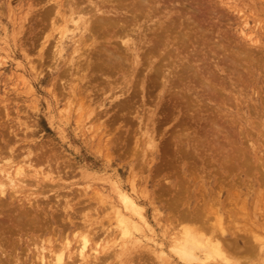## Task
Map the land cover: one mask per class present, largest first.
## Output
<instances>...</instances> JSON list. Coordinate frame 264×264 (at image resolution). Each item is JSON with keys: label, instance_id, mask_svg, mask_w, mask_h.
I'll list each match as a JSON object with an SVG mask.
<instances>
[{"label": "rangeland", "instance_id": "1", "mask_svg": "<svg viewBox=\"0 0 264 264\" xmlns=\"http://www.w3.org/2000/svg\"><path fill=\"white\" fill-rule=\"evenodd\" d=\"M54 1L59 0H0V146L4 147L0 148L4 149L5 153H7L5 149L8 150L9 147L14 151L16 149L18 158L16 163L14 162L15 165L20 159L23 160L20 161L23 164L30 160L32 162L25 164L31 163L33 169L39 167L41 172L49 170L45 166L47 163L38 162L40 156L43 157L44 154L47 156L46 152H52L54 149L52 153H48L51 165L55 164L52 166L55 172L51 171L54 182L45 184V181H40L39 185L42 183L40 189H34V181L28 178L26 181L32 183H29L30 185L28 182L25 183L31 188L27 185L22 193L31 200L36 197L37 202L33 201L44 208L42 211L30 210L27 204L29 215L36 216L37 228L39 224L41 226L36 233L42 234L41 239L47 237L51 239L43 244L47 259L53 257L55 252L61 251L60 249L64 251L65 246L77 250L87 241L85 243L88 248H97L101 251L99 255L104 260L101 264H182L180 258L170 250L175 242L191 234L184 232L181 221L176 220V216L181 215V210L206 205L208 222L216 233L220 232L223 225L226 233H234L241 238V244L248 240L254 246L253 251L247 249L240 255L233 254L232 264H237L240 257L249 258L241 264H264V182L258 183L261 180L258 175L264 172L262 170L264 166L262 168L259 166L258 172H255L254 169L247 171L245 164L257 158H262L258 160L260 163L264 162V0H182L195 8V20L203 27L202 37H168L167 48L163 49V54L164 56L172 54L174 58L171 59L172 67L169 65L167 69L165 68L166 72L174 74L176 71V75L174 74L176 77L183 72L181 56L184 54L196 56L198 61L195 63L205 68L204 75L202 73L193 79L191 72L187 73L186 80L191 82L188 87L190 85L199 92L201 88L198 86L201 81L207 79V83L216 85L222 102L216 99L217 96L210 99H206L205 96L200 102L199 99H195V95L191 97L192 94L190 96L179 93L175 91L176 89H171L173 93L170 90L165 91L161 94L162 100L158 101L157 94L160 89L158 81L152 87L151 93L148 81L145 83L144 91L140 87L141 74L147 71L144 69L147 64L144 63L143 57L144 64L139 67L140 73L134 74L137 78H134L130 85L132 87L130 92L136 94L135 97L129 98L127 94L121 96L120 88L112 91L109 87L103 92L101 89L103 85L99 87L97 82L100 79L91 82L88 78V84L94 87L91 89L92 86H89L90 93L96 100L92 103L91 109L99 106L95 108L101 112L100 115L91 114V120L86 114H83V117L78 115V111H75L78 104L75 101L70 102L69 87L76 86L75 83L79 84L78 76L74 78L73 73L67 78L68 74L64 73L71 59L74 43L76 39L82 37L74 30L73 21L68 14L65 15L66 20H62L60 15L52 12ZM180 1L178 0L177 7L181 5ZM49 8L50 12L44 14ZM62 30H66V33L62 40L63 52L59 56V50L55 47ZM183 43L186 46L181 52L182 47L181 49L179 47L181 44L183 46ZM177 48L182 54H178ZM141 51H144V46H141L140 53ZM141 57L142 55L139 56ZM191 58L192 61L193 57ZM175 77L174 79L172 76L168 77L167 84L178 83ZM120 78L121 76L118 77L119 82ZM171 79L176 82H172ZM84 82L86 79L79 85L83 86ZM183 95L190 96L191 99L184 98ZM94 97L100 98L97 100ZM67 100L69 105H72L69 106ZM195 100L198 101L193 103L195 106H189V101ZM119 101L126 104L132 101L130 105L128 104L129 112L120 110ZM86 102L85 106L90 103L89 100ZM63 108H66L68 115ZM149 114L152 119L150 117L148 119ZM212 120L225 129L214 133L220 145L226 150L229 148L230 152H243L241 160L243 165L240 164L239 170L231 167L226 174H222L219 169L220 162H214L211 157H207L208 163L202 164L204 172L203 168H199L201 162L197 159L199 154H204L203 151L198 150L197 156L193 152L197 144L195 138L188 140L191 146L185 144V148L190 152L188 154L193 157H181L179 149L181 143H174L172 140L174 135L181 132L186 124L191 135L195 128L199 129L200 135L205 134ZM96 125L100 126L97 131ZM10 131L14 134L15 140L13 134H8ZM15 134H18L20 139L16 140L18 136ZM4 136L10 139L8 144L3 141ZM151 136L154 137V141L151 140L152 143H149ZM138 145L140 149H137ZM203 145L206 146V143ZM200 146L201 144L199 148ZM135 147L137 152L134 151ZM28 150L32 151L30 159L25 158ZM5 153L1 160L7 156ZM23 153L25 154L22 155ZM135 153L137 155L134 157ZM35 155L39 158L37 159ZM139 155L144 160L137 157ZM238 160L237 158L235 163ZM36 162L38 166L35 167ZM194 164H198V167ZM26 169L27 173L32 174L28 172L31 167ZM249 171L253 172L250 173L254 176L250 175ZM130 177H135V180ZM108 181H111V185ZM114 182L137 198L138 203L144 208L151 228L139 222L140 230L129 228L126 232L127 226L116 220V209L123 207L115 195L116 192L113 191ZM181 182L185 186L188 183V190L190 189L187 198L183 199V203L187 205H182L180 200L176 202L177 204L173 203L174 207L172 201L176 196L171 185L177 184L181 189ZM232 184L237 185L239 196L236 195L237 190L229 188ZM36 190L40 192L36 193ZM29 191L31 193H28ZM48 195L49 199L43 198ZM100 196L103 198H99ZM63 201L65 204L70 203L69 210ZM106 204H110L109 207L113 204L112 208ZM65 210L67 213L70 212L71 219H66ZM177 212L180 213L177 215ZM219 215L222 217L217 221L216 217ZM132 218L138 220L136 216ZM175 238L178 241H175ZM232 238L233 236L229 234L228 239ZM22 239L23 244L13 253V255L18 253L19 264L31 262L39 264L35 255L28 252V247L34 249L29 237L23 235ZM25 239L29 244L24 242ZM41 239L35 243L39 249L43 246ZM49 248L53 250L52 255ZM161 250L165 255L160 254L163 253ZM211 263L215 264L210 261L209 264Z\"/></svg>", "mask_w": 264, "mask_h": 264}, {"label": "bare ground", "instance_id": "2", "mask_svg": "<svg viewBox=\"0 0 264 264\" xmlns=\"http://www.w3.org/2000/svg\"><path fill=\"white\" fill-rule=\"evenodd\" d=\"M180 2H181V5L179 7H177L178 0H66V1L59 0V1H54V5L52 6L53 7L52 12L55 13L56 15H60L62 17V20H66L67 17L65 15L68 14L70 16L71 20L73 21L74 30L78 31V33H80V35L82 37V38L76 39V41L74 43V47L72 49L73 51L71 53L72 54L71 59L68 61L67 68L64 70V73L68 74L67 78L69 75H72L74 73V75H72V76L74 78L78 76L77 80H78L79 84L81 82H83V80H85V79L87 82V83L84 82L83 86H81L77 83H75L76 86L73 84H72L73 86H70V87L68 86L70 88V92L68 94L72 96V97L71 96L69 97L70 102L75 101L76 104H78V106H79V107L77 106L78 108L75 107V111H78L77 112L78 115L83 117L82 116L83 114H86L88 116H90L91 114H92L91 116H93V113L95 115L101 114V112H99L97 110V108H95V107L99 108V106H94L91 109L92 103H95V101H96L95 99H93V96L91 95L92 93H90V89H89V86H92V84H90V83H89L90 85L88 84V82L89 81L92 82V80L96 81L97 79H100L97 82H99V85H98L99 87H100V85H103V87L101 88V89H103V92L105 89H107V88L109 89V87H111L112 91H113V89L115 90L116 88H120V93H121V96H123V97L126 94L129 98L137 96L136 94H132V92H130V89L132 88L130 85L132 84L133 79L137 78L136 76L134 77V74L139 75V73H140L139 67L144 63L147 64V66H145V68H144V69H147V71H146V73L142 72V74H141L142 78L140 79V81H142V82L140 83V87L143 88L142 90L144 91V89L146 87L145 83L148 81L147 83H149V86H150L149 92L151 93L153 91L152 87H154L155 82L158 81L159 87H160L159 92L157 94L158 95L157 96L158 101L162 100V98H161L162 93H164L165 91H168V90H170V92H172L171 89H173V90L176 89L175 91H177L179 93L182 92L183 94H190V96L192 94L193 96H191V97H194V95H195V99L196 98H197V100L199 99L198 101H200V100L203 101V99H204L203 97H205V96H206V99H210L212 97L216 98V96H217L218 98H216V99H219V101L222 102L221 98L218 96V93L216 91V85L213 83L212 84L207 83L206 82L207 79H206V81H203V82L201 81V84L198 86V88L199 87L201 88L199 90V92L197 89H194V87L192 89L190 87V85L188 87V84L191 82L189 80H186V77H187L186 74L187 73L191 72L190 75L192 76L193 79L198 78V76L202 75V73L204 75L203 70H205V68L199 67L198 63H195L198 61V60H196L197 59L196 56H194V55L191 56V57H193L192 61L190 60L192 58L188 54H184L181 56L180 62H181V66H182L181 70H183V72H181L180 74L177 73L178 74L176 76L177 78L175 77L176 71L175 72L173 71L175 75L172 74L171 72L169 73L168 70H167L168 72H166L167 66L170 65L172 67L173 64H172L171 59L174 58L172 56V54L165 55V56L163 54V49L165 48V50H166V48H167V41L169 39L168 37H182V38L183 37L184 38L185 37H202L201 32L203 31V27L195 20L196 19V17L194 16L195 8L191 5L188 6L187 5L188 3H184V2H182V0ZM62 11H64V12H62ZM47 12H50V8L48 10H46L44 14H47ZM205 32L207 33V31H205ZM65 33H66V30L61 31V35H60V37H58V41H56L57 44L55 43L56 47L53 46V47H55L56 50H59V56L63 52L62 40L64 39ZM243 34H244V32H243ZM186 40H187V38H186ZM181 42H182V40H181ZM195 42H197V41H195ZM42 45H43V43H42ZM141 46L142 47L144 46V51H141V53H140ZM185 46H184V43H183V46H182V44L180 47L178 46L180 49L182 47V49L180 50L181 52H182V50H184ZM42 48L43 47H41V49ZM56 50H54L55 53L57 52ZM176 50L179 52L178 48ZM176 50H173V51H176ZM181 52H179L178 54H182ZM166 53H168V52H166ZM75 54H78V55L76 56ZM52 55L54 56V54H52ZM140 55H142L141 58H139ZM143 57H144V63H143ZM177 59H179V58H177ZM216 61H219V60H216ZM221 61H223V63H224V59H222ZM174 63H175V61H174ZM177 67H179V66H177ZM102 75H104V76H102ZM119 76H121V78H120L121 82L118 81ZM171 76L173 77V79L175 77V80L177 79L176 81L178 83H172V84H169L170 85L169 86L167 84L168 83V77H171ZM73 77H72V79H73ZM178 77H179V79H178ZM88 78L90 79L89 81H88ZM62 79H64V78H62ZM72 79H70V80H72ZM173 79H171L172 82L174 81ZM176 81H174V82H176ZM100 83H102V84H100ZM63 84H61V85H63ZM66 84H67V82L65 83V85ZM67 85H69V84H67ZM192 86H195V84H192ZM68 87H65V88L67 89ZM90 88L93 89L94 87L92 86ZM101 89H99V90L102 91ZM212 89L214 91H211ZM64 92H66V91H64ZM146 92H147V90H146ZM88 93H89V95H88ZM64 94L66 95V93H64ZM117 94H119V93H117ZM174 94H176V93H174ZM95 95H96V93H95ZM116 95L114 98L117 97ZM183 96H184V98H188V99L190 97V96H186V95H183ZM177 97H178V94H177ZM191 97H190V99H191ZM94 98H97V97H94ZM99 98L100 97H98L97 100ZM85 99H88L90 102V103L88 102L89 104L87 106H85V105L87 103L86 101H88V100L85 101ZM188 99L186 101H188ZM68 101L69 100H67V104L69 105ZM84 102H86V103H84ZM123 102L119 103L120 110H123V111L126 110L127 111V109H130L129 105L131 104L132 101L130 103H127V104H126V102H124V103ZM195 102H196V100L195 101H189L190 105L189 104L188 105L189 106L192 105L194 107L195 105H193V103H195ZM135 103H136V101H135ZM70 105H72V104H70ZM117 105H118V103H117ZM133 105L134 104L132 103L131 106L133 107ZM139 105H136V106H139ZM68 107H67V109L70 108V107L69 108ZM135 107H134V109H135ZM188 107H187V109H189ZM193 107H191V109ZM138 108H140V107H138ZM63 110L65 111L66 108H63ZM131 110H130V113L133 111V110L132 111ZM137 111H139V110H137ZM127 112H129V110ZM135 112H136V110H135ZM65 113L68 115L67 110L65 111ZM124 114H128V113H124ZM151 114H153V112ZM67 115H66V117H67ZM91 116L89 117L90 120H91ZM149 117L152 119L150 114L148 116V119H149ZM69 118H71V117H69ZM79 119L80 118L78 116L77 120H79ZM97 120L99 121V118ZM95 122H97V121L95 120ZM95 122H92V124H96ZM97 124H99V122H97ZM208 125H210V127L208 129H206L207 133H205V134L203 133L202 135L199 134V132H198L199 129L197 130L196 128L194 130H192V131H194V133L191 135L190 129L187 127V124H186L185 128H182L181 132H178L176 135H174V137L172 139L174 141V143H176V144H178L177 142L181 143V146L179 145V147H181V148H179L181 150V157L183 156V157L187 158L188 156H190L188 154L190 152H188V150L185 148V144H187L188 147L191 146L189 144L188 140H190L191 138H195L197 144L195 147L193 146L194 147V151H193L194 155L197 156L199 154L198 150H202L203 153L205 154V155L199 154V157L197 158L201 162V164L199 165V168L200 169L203 168L204 172H205V169L202 166V164L208 163L206 160L207 157H211L210 159L214 162H216V161L220 162L219 169L221 170L222 174H226L229 170L228 168H231V167H236L239 170L241 167L240 164L243 165V163L241 161L243 159V152H236V153H234L235 151L230 152L229 148H227L228 150H226L223 145H220V141L218 139H216V135L214 134L216 132L219 133L220 130H222L224 128L221 126H218L217 123L213 120ZM96 126L97 127H95V131H97L100 128V126H98V125H96ZM152 131H154V130H152ZM224 131H225V129H224ZM8 134L10 135L13 133H11V131H10V133H8ZM24 134H25V132H24ZM15 135L18 136V134H15ZM203 135H204V137H202ZM6 137L4 136L5 139H3V141L6 144H8L10 139L6 138ZM13 137L15 140L14 134H13ZM18 138H19V136L16 138V140ZM151 140L154 141L153 136H151V139H149V143H152ZM18 141H20V140H18ZM18 141H16V142H18ZM10 143H12V142H10ZM203 143H206V146L203 145ZM199 144H201V146H200L201 148H199ZM223 144H225V142ZM136 146H137V144H136ZM176 146H178V145H176ZM0 147H3V146H0ZM138 148L140 149L139 145H138L137 149ZM206 148H208V149H206ZM137 149L135 147L134 151L137 152ZM5 150L7 153L4 152V149L0 148V255L1 256L3 255V257H0L1 258L0 264H11L13 262L16 264H19L20 259L18 258V253L14 254V255H13V253H14V251L16 252V249L19 248L23 244V239H22L23 235H26L27 237H29V242L33 243L34 249H31L28 247V252L35 255L34 257L36 260L39 261V264H101V263H103V261H104L103 257L101 255H99L101 253V251H99L97 248H95V249L94 248H91V249L88 248L87 244H86L87 241H85L86 243L84 242L81 246H79V248L77 250L71 249L68 246H65L66 249H64V251H63V249H60L61 251L55 252L53 257H51V258L48 257V259H47L46 255H45L46 249L44 248L43 244H45L46 241H51V239L48 237L41 239L40 237H42L41 236L42 234L36 233L37 230H40L41 226L39 224V227L37 228L38 224H35L36 216H30L29 215V211L27 209L28 208L27 204H28V206H30L29 207L30 210L31 209L32 210L40 209L42 211V209H44V208H42L43 206L40 207V205H38V203L36 204L38 199L36 200V197L34 195L33 196L35 197V199L33 198V200H36V202L31 200L28 197H24L22 195V193L25 191V188L27 187V185L29 183H32V182L26 181L28 178H30L29 180L34 181V184H33V186L35 185L34 189H40L39 187H41L40 185L42 184L41 183L39 185L40 181H45V184L47 182H49L50 184L54 182V178L51 176V174H52L51 171H54V168L52 170L53 164L51 165V161L48 159V153L50 151L46 152L47 156H45V154L43 155V157L40 156L41 158H39L38 155L37 156L35 155V157H37V159L38 158L40 159V160H38V162L40 161V163L41 162L47 163V165H45V166H46V169L49 171L44 170L43 172H41L40 171L41 169H39V167L37 168L39 170H37V169H33V164H31V163L25 164V163L29 162L30 160L24 163L25 165H28V166H25L22 162H20V161H23L21 159H20V161L18 160V164L15 165L14 162L18 158V155L15 153L16 149L14 151L13 148L11 149L9 147L8 150L7 149H5ZM53 150L54 149H52L51 151L53 152ZM207 150L209 151V153H206ZM138 151L140 153V150H138ZM26 152H27V150H26ZM40 152H41V150H40ZM52 152H50V153H52ZM3 153H5L7 156L4 157L2 159L3 160L2 161L1 158H2V156H4ZM43 153H45V152L43 151ZM132 153H133V151H132ZM24 154L25 153H23L22 155H24ZM33 154H34V152H33ZM144 154H145V152H144ZM40 155H41V153H40ZM136 155L137 154L135 153L134 157ZM31 156H32V151L28 150L27 155L25 154V158L26 157L31 158ZM106 156H110V155H106ZM141 156H142V154H141ZM58 157H60V156H58ZM132 157H133V154H132ZM137 157H140V155ZM191 157H193V156H190L189 158H191ZM32 158H34V157H32ZM140 158H142V157H140ZM237 158L240 161L238 160V162L235 163ZM37 159H36V161H37ZM142 159L144 160V158H142ZM142 159H141V162H142ZM261 159H258V158L256 160L252 159L253 162H251V160H250V162L245 163L247 171L254 169V170H256L255 172H258L257 169L259 168V166L261 168L264 166L263 165L264 162L262 164V162L260 163L258 161ZM130 160H131V157H130ZM57 161L58 160L56 158L55 163H57ZM257 161H258V163H257ZM30 162H32V161H30ZM42 164L41 165L39 164V166H42ZM58 164H60V163H58ZM141 164L142 163H140V165ZM36 165H37V162L34 166L36 167ZM194 165L196 167L198 164H194ZM43 166H44V164H43ZM54 166H55V164H54ZM136 166H137V163H136ZM26 167L27 168L31 167L33 169V171H32V169L31 170L29 169V171H28V172H32V174L27 173ZM195 167H192V168L195 169ZM199 168H198V170H199ZM263 168H262V170L264 171ZM262 170L260 171L261 173H262ZM192 172H194V171L192 170ZM250 172L251 171H249V173ZM251 173H253V172H251ZM251 173H250V175H253ZM258 174H256V175H258ZM130 175H131V173H130ZM131 176H133V175H131ZM225 177H228V176H225ZM258 177H259V179H261L258 183L264 182V172L261 175H258ZM56 178H59V177H56ZM130 178L133 180L135 177H130ZM255 178H257V177H255ZM57 180H59V179H57ZM133 181H132V184H134ZM25 182H28V184ZM108 182H110V185H111V181H108ZM57 184L55 183V185H57ZM113 184H114L113 185L114 188L112 186L111 187L113 189H115L113 191L116 192L115 195H117V197L119 198V201L123 207V209H119L114 205V207L117 208L116 213H115L117 216L116 220H118L119 223L127 226L126 232L129 231V228H132V229L136 228L137 230H140L141 226H140L139 222L143 223L147 227L151 228V225L148 221V218L146 217V214H144V208L141 206V204L138 203L137 198L134 197V195L132 196V195L128 194L127 192H125L115 182ZM187 184L188 183H186V186H185L183 184V182H181V189L178 188L177 184L171 185L175 191L174 196H176V199H173V201H172L173 206H174L173 203H176V202L178 203L180 200H181L180 202L182 205L183 204L187 205V203H183V199L187 198V192L190 191V189L188 190L189 187L187 186ZM235 184H232L231 186H229V188H231V190H233V191L237 190L236 195L239 196L238 187H237V185L235 186ZM48 186H46V187H48ZM132 187H133V185H132ZM30 190L33 191V189H30ZM132 190L133 189H131V191ZM38 191L36 190V193ZM44 191H42V192H44ZM96 191H95V193L97 194ZM42 192H41V194H44ZM28 193H31V192L29 191ZM26 195H29V194H26ZM56 196H58V195H56ZM98 196H99V194H98ZM102 196H103V194H102ZM103 197L100 196L99 198H103ZM43 198L49 199V195L44 196ZM106 199H109V198H106ZM67 200H65V201H67ZM102 202L103 201H101V203ZM70 203L67 202V204H65V202H64L66 207H68V210H69L68 204H70ZM104 204H105V201H104ZM62 205H63V203L61 204V206ZM106 205H108V207H109L110 204H106ZM112 205L113 204H111V206ZM206 208H207L206 205L205 206L204 205H200V206L198 205L195 208L193 206V209L187 208V210H184V211L181 210V215L176 216V220L179 219L181 221V228L184 229V232L186 234H189V233L191 234L190 236L188 235L185 238L181 239L180 240L181 242L175 238V241H178V242L174 241L175 243L172 246V250H170V251H173L174 254L178 258H180L182 264H209L210 261L215 262V264H232L233 254L240 255L243 251H245L247 249H249L247 251H253L254 246H253V244H251V242L246 240L244 242L242 241L243 244H241V240H240L241 238H238V236L234 233H228V232L226 233L224 231L223 225H221L222 229L220 230V232L216 233L211 228V225L208 222L209 221L208 220L209 218L207 216L208 210ZM71 209H74V208H71ZM171 209H172V207H171ZM177 209H176V211H177ZM182 209H184V208H182ZM62 211H63V209H62ZM111 211H112V209H111ZM174 211H175V209H174ZM65 213H66L65 214L66 219H71V214H69L70 212L67 213V211H66ZM179 213L180 212H177V215ZM133 216H136V218L138 219L137 220L138 222L132 218ZM221 217L222 216H220V215L217 216L216 220L219 221V219ZM32 218H34V219H32ZM30 228H32V230H30ZM191 229H193V231L190 232ZM25 230H26V233H25ZM229 234L231 236H233L232 239H228ZM177 235H179V234H177ZM26 239L24 242L26 244H29L26 241ZM40 239H41V245H43L41 247V249H39L37 247V244L35 245V243L37 241L39 242ZM171 240H173V238ZM113 252H116V251H113ZM161 252H163V253H160L161 255H165L163 250H161ZM49 253L52 255L53 250L50 249ZM15 257H16V259H15ZM160 257L161 256L159 255V258ZM163 258H164V256H163ZM246 259L248 260L249 258L248 257H245V258L240 257V259L237 260V264H241ZM160 261H161V259H160ZM33 263L34 262H31L30 264H33Z\"/></svg>", "mask_w": 264, "mask_h": 264}]
</instances>
